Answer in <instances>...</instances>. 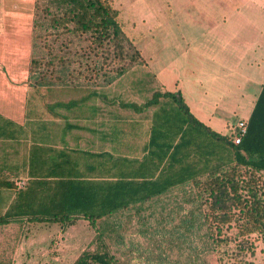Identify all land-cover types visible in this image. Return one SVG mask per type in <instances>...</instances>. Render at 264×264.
<instances>
[{
    "label": "crops",
    "instance_id": "obj_1",
    "mask_svg": "<svg viewBox=\"0 0 264 264\" xmlns=\"http://www.w3.org/2000/svg\"><path fill=\"white\" fill-rule=\"evenodd\" d=\"M179 1L167 2L168 14L174 13L175 6L179 8ZM212 1L216 11L221 9L225 13L220 16V23L202 28L203 32H214L213 40L188 43L193 49L185 51L183 68H176V74H188L185 77L167 83L162 81L161 87L149 92L137 87L123 89L124 96L131 95L129 98H121V91L115 92L119 96L115 98L111 95L115 89L104 81L84 87L80 95L50 101L47 95L55 88L42 87L41 75L32 68V61L44 53L39 40L42 27L47 29L46 16L53 15L54 19L60 8H66L59 4V0H0V214L10 207L15 191L1 186L2 182H10L13 174L26 175L28 182L32 171H47L45 164L53 155L56 162L65 160L62 166L65 172H79L102 180L116 177L133 180L135 183L124 188L142 196L126 200V208L117 212L120 215H129L134 210L140 221L147 224L152 223L151 217L164 223L179 219L173 230L149 228L130 234L132 240L137 239L136 234L147 240L146 244H141L142 250L146 251V255L142 254L145 255L143 264H155L159 256L162 264H209L206 256L213 250L209 241L212 236L204 230H185L182 225L192 215L196 203L193 198L195 187L191 183L166 186L162 193L146 198L143 195L152 188L142 182L147 176L151 179L157 177L164 144L173 146L183 142L186 147L182 148V158L186 153L195 156L196 152L197 159L203 160V164L197 167L198 174L206 158L208 140L205 127L189 118H174L177 112L173 109L171 118H158L160 113L165 114L159 109L161 105H167L168 99L162 97L157 104L148 105L154 92L181 91L190 112L200 123L230 137L239 120H249L261 93L264 85V0ZM182 8L186 10V6ZM142 55L146 57L143 52ZM200 74H224L227 82L223 96L209 107L203 99L204 91L199 88L202 85ZM127 75L122 74L116 79L123 82ZM239 76L246 82L242 91L237 89L239 84L233 82V78ZM70 83L69 77L63 74L60 84L64 89L57 90L73 95L72 88H65L71 87ZM232 96L235 97L229 102L225 100ZM37 100L43 103L41 105L53 119L34 117ZM173 105L172 102L170 106L173 108ZM60 107L71 112L75 108L84 109L77 118L71 119L58 111ZM210 107L214 111H209ZM232 114H237L235 121L230 119ZM59 169L56 165L55 170ZM15 222L26 220H11L0 225L10 227ZM138 242L123 245L128 250L135 245L137 251L141 249ZM105 250L108 249L102 247L90 251ZM154 250L155 253L160 251L159 256ZM173 250L176 251L174 256L171 255ZM0 264L15 263L8 257L0 259ZM118 264H121L120 259Z\"/></svg>",
    "mask_w": 264,
    "mask_h": 264
},
{
    "label": "trees",
    "instance_id": "obj_2",
    "mask_svg": "<svg viewBox=\"0 0 264 264\" xmlns=\"http://www.w3.org/2000/svg\"><path fill=\"white\" fill-rule=\"evenodd\" d=\"M59 4L66 8L63 12L66 32L89 33L97 45L105 47L111 63L117 62L111 71L104 73L109 74L105 78L106 83H112L132 65L143 60L141 51L126 35L120 21L121 11L112 0H59ZM89 8L94 9L91 15L85 13ZM54 21L57 23L58 19L54 18ZM72 22L74 28L69 25ZM51 27L55 28L53 23ZM40 63L37 58L32 61L35 67H39ZM69 71L68 65L60 70L62 74H69ZM162 97H166L168 103L160 106L159 112L165 114L160 113L158 118H171L173 109L177 112L174 118H189L205 127L207 135L225 144L229 155L226 159L224 155L217 157L213 151L214 145L207 141L203 165L206 172L200 166L198 174L197 167L200 163L203 164V160L197 159L196 152L195 156L186 153L182 158V148L186 147L183 142H177L173 146L164 144L157 177L153 176L151 179V176H147L142 182L148 188L151 187L152 191L143 196L148 198L162 193V188L166 186L176 187L191 183L195 187L193 198L196 203L192 208V215L182 224L185 230L208 232L212 236L213 250L217 249L218 236L225 228H236L237 237L242 238L239 242L240 251L245 250V241L253 234H258L264 240V85L249 117L247 133L239 144L233 143L230 136L218 134L200 123L190 112L181 91H156L148 105L157 104ZM172 102L173 108L170 106ZM64 163L65 160L56 162L52 155L45 164L47 171H32L30 179L22 188H16L15 180L3 181L1 186H8L15 191L10 207L0 214V224L25 219L28 222L62 223L70 226L80 218L94 224L99 219L113 216L120 209H125L126 200L142 196L137 191H127L124 188L135 183L133 180L127 181L119 177L102 180L79 172H65L62 169ZM56 165L60 167L58 171L55 170ZM93 263L118 264V260L109 250H84L74 262ZM222 264L261 263L237 252L233 260H225Z\"/></svg>",
    "mask_w": 264,
    "mask_h": 264
},
{
    "label": "rangeland",
    "instance_id": "obj_3",
    "mask_svg": "<svg viewBox=\"0 0 264 264\" xmlns=\"http://www.w3.org/2000/svg\"><path fill=\"white\" fill-rule=\"evenodd\" d=\"M112 1L121 11L120 21L126 35L141 51V54L143 52L146 56L142 55L143 60L129 68L125 73L128 75L123 82L116 79L107 84V86H111L112 90L115 89L114 92H111L115 98L119 97L117 94L119 91L123 92L121 98L131 97V95L124 96L126 93L123 89L125 88L137 87L149 92L161 87L162 81L167 83L172 79L188 75L176 74L178 72L176 68L181 69L185 65V56L187 55L185 51L190 52L193 49L188 43L213 40L214 32L210 30L203 32L202 28L210 26L214 22L220 23V16L225 13L224 10L220 11L221 9L216 11L211 5L212 0H181L179 8L175 6L173 14H168L170 12L167 8V2L171 0ZM183 6H186V10H184L185 7L182 8ZM64 11L61 8L57 11L55 15L58 19L57 23L52 19L53 15L46 16L47 29L42 27L43 34L39 40L40 48L44 53L37 57L41 61L39 67L32 64L34 71L41 75L39 82L42 87L55 88L47 95L50 101L77 96L86 86L104 83L105 78L109 76L104 73L111 71L112 67L117 65L115 61L111 63L112 60L107 58L105 47L97 45L89 33L78 31L68 34L66 32L63 20ZM85 13L91 15L94 13V9H86ZM51 22L55 26L53 29L50 27ZM69 25L73 27L74 23H69ZM51 60L52 63H50ZM64 65L69 66V74L64 75H67L71 82V87L65 88H72L73 95L72 93L63 94L57 90L64 89V86L60 84L63 77L60 70ZM223 75L200 74L202 85L199 88L204 91L203 99L208 107L209 104L212 105V102L223 96L222 92L227 83ZM56 82L57 84H54ZM233 82L239 84L240 88H237L239 91H242L246 86L245 78L241 76L233 78ZM115 92L117 93L115 94ZM234 97H227L225 100L229 102ZM36 103L34 117L53 119V116L41 105L42 102L37 100ZM219 106L221 105L219 104ZM82 109L75 108L71 112V110L60 107L58 111L75 119L78 114L82 113ZM212 109L213 107H210L209 111H214ZM230 119L235 121L237 114H232ZM207 140L210 145L215 146H213V151L217 157L224 155V158H227L229 151L222 141L213 139L209 134ZM18 177L25 178L26 175H10L12 180ZM131 212L129 215L117 213L99 219L94 224L87 219L80 218L70 226H65L62 223L28 221L15 222L10 224V227L0 225V259L5 260L10 257L11 262L13 261L15 264H71L83 250H96L103 247L110 250L118 260L120 259L121 264H143L142 259L146 255V251L142 250L141 244H146L147 240L138 234L134 236L137 239L132 240L129 237L130 234L149 228V230H173L179 224V219L171 223H164L157 222L155 217H151L152 223L147 224L140 221L139 215L134 210ZM124 234L127 239L124 238ZM218 237L217 249L207 253L206 258L209 264H222L225 260H233L237 252H241L246 258L256 263L264 264V240L258 234L247 238L243 251H240L239 246L242 238L237 237L235 227L225 228ZM130 241L133 244L139 241L141 249L136 251L134 250L135 245H131L128 250L123 244L127 242L126 244L129 245ZM209 241L212 239L210 238ZM251 243H253L252 246ZM155 252L156 250H154V254L158 253L159 256L160 251ZM165 253L168 254V251ZM175 253L176 251L173 250L171 255ZM155 264H162L160 256Z\"/></svg>",
    "mask_w": 264,
    "mask_h": 264
},
{
    "label": "built area",
    "instance_id": "obj_4",
    "mask_svg": "<svg viewBox=\"0 0 264 264\" xmlns=\"http://www.w3.org/2000/svg\"><path fill=\"white\" fill-rule=\"evenodd\" d=\"M248 130V120L241 119L236 125L232 128L231 139L233 143L239 144L242 141V138L245 136ZM27 184V178L18 177L15 179V186L17 188H22Z\"/></svg>",
    "mask_w": 264,
    "mask_h": 264
}]
</instances>
